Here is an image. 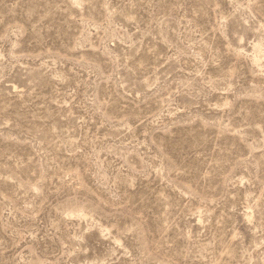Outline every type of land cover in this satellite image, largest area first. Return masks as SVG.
Masks as SVG:
<instances>
[{"label": "rangeland", "instance_id": "1", "mask_svg": "<svg viewBox=\"0 0 264 264\" xmlns=\"http://www.w3.org/2000/svg\"><path fill=\"white\" fill-rule=\"evenodd\" d=\"M0 264H264V0H0Z\"/></svg>", "mask_w": 264, "mask_h": 264}, {"label": "bare ground", "instance_id": "2", "mask_svg": "<svg viewBox=\"0 0 264 264\" xmlns=\"http://www.w3.org/2000/svg\"><path fill=\"white\" fill-rule=\"evenodd\" d=\"M262 50V49H261ZM261 52V51H260ZM263 52V51H262ZM257 55V54H256ZM262 55V54H261ZM257 57V56H256ZM259 61V60H258Z\"/></svg>", "mask_w": 264, "mask_h": 264}]
</instances>
